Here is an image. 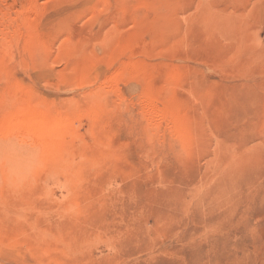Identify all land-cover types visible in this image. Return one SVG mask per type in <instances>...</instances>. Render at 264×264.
Segmentation results:
<instances>
[{"label": "rangeland", "instance_id": "374dc122", "mask_svg": "<svg viewBox=\"0 0 264 264\" xmlns=\"http://www.w3.org/2000/svg\"><path fill=\"white\" fill-rule=\"evenodd\" d=\"M16 116L0 264H264V0H0Z\"/></svg>", "mask_w": 264, "mask_h": 264}, {"label": "bare ground", "instance_id": "6f19581e", "mask_svg": "<svg viewBox=\"0 0 264 264\" xmlns=\"http://www.w3.org/2000/svg\"><path fill=\"white\" fill-rule=\"evenodd\" d=\"M22 119L23 118L19 116H16L14 118L12 117L7 123H5L4 126L0 127V135L2 136L0 140V152L4 151V148L6 147L16 148L17 146L15 145L17 144V141H19V143H28V144L34 142L33 145L37 147V145L35 144L36 142L35 140H37L39 136V133L37 131L38 128L36 130L35 125L33 124L32 121H27L28 123H26V120H29V118L27 119L25 118L26 120L24 119L22 120ZM22 121H24V123H22ZM25 124L27 126L30 124V128L29 126L27 127ZM26 145L24 144V148ZM30 145L33 146L32 144ZM17 148L20 150L21 147H17ZM28 148H30V146L27 147V149Z\"/></svg>", "mask_w": 264, "mask_h": 264}]
</instances>
